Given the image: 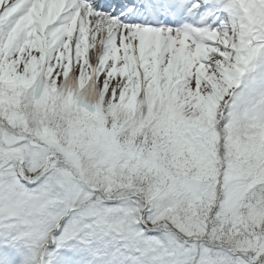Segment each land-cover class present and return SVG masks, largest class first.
I'll use <instances>...</instances> for the list:
<instances>
[{"label": "snow or ice", "instance_id": "1", "mask_svg": "<svg viewBox=\"0 0 264 264\" xmlns=\"http://www.w3.org/2000/svg\"><path fill=\"white\" fill-rule=\"evenodd\" d=\"M0 264H264V0H0Z\"/></svg>", "mask_w": 264, "mask_h": 264}]
</instances>
